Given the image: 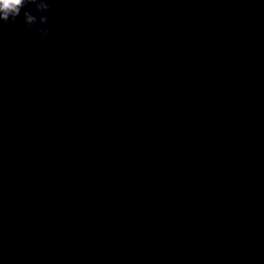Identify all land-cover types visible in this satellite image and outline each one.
<instances>
[{"label": "water", "instance_id": "95a60500", "mask_svg": "<svg viewBox=\"0 0 264 264\" xmlns=\"http://www.w3.org/2000/svg\"><path fill=\"white\" fill-rule=\"evenodd\" d=\"M51 7L0 27V264H264V0Z\"/></svg>", "mask_w": 264, "mask_h": 264}, {"label": "clouds", "instance_id": "9594fccd", "mask_svg": "<svg viewBox=\"0 0 264 264\" xmlns=\"http://www.w3.org/2000/svg\"><path fill=\"white\" fill-rule=\"evenodd\" d=\"M30 9H34L36 14ZM52 11L51 0H0V27L14 24L21 20L24 31L33 33L35 42L40 44L46 41L49 51L56 47V40L52 39L54 32L63 30L62 24L44 27L49 22V15Z\"/></svg>", "mask_w": 264, "mask_h": 264}]
</instances>
